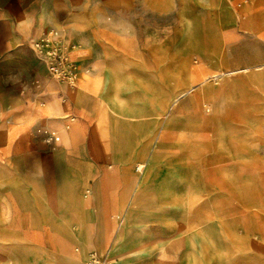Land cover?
Returning <instances> with one entry per match:
<instances>
[{
    "label": "crops",
    "instance_id": "crops-1",
    "mask_svg": "<svg viewBox=\"0 0 264 264\" xmlns=\"http://www.w3.org/2000/svg\"><path fill=\"white\" fill-rule=\"evenodd\" d=\"M148 2L0 0V264H264V0H214V37Z\"/></svg>",
    "mask_w": 264,
    "mask_h": 264
},
{
    "label": "rangeland",
    "instance_id": "rangeland-1",
    "mask_svg": "<svg viewBox=\"0 0 264 264\" xmlns=\"http://www.w3.org/2000/svg\"><path fill=\"white\" fill-rule=\"evenodd\" d=\"M145 15L148 24L153 26L159 37L165 33L170 36L199 33L203 37H214V24L217 21L214 0H149ZM198 16L201 30L193 26V20Z\"/></svg>",
    "mask_w": 264,
    "mask_h": 264
},
{
    "label": "built area",
    "instance_id": "built-area-1",
    "mask_svg": "<svg viewBox=\"0 0 264 264\" xmlns=\"http://www.w3.org/2000/svg\"><path fill=\"white\" fill-rule=\"evenodd\" d=\"M35 46L53 76L74 82L77 66L74 62H70L64 53L63 42L58 31L50 32L40 39ZM51 135L53 139L58 140L55 133ZM86 264H119V262L113 258L100 257L93 253L89 256Z\"/></svg>",
    "mask_w": 264,
    "mask_h": 264
}]
</instances>
